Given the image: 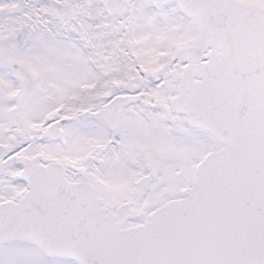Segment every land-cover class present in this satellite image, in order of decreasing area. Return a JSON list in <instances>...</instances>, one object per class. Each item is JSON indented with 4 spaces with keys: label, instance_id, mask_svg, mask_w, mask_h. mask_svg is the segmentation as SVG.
I'll return each mask as SVG.
<instances>
[{
    "label": "snow or ice",
    "instance_id": "6c2138e0",
    "mask_svg": "<svg viewBox=\"0 0 264 264\" xmlns=\"http://www.w3.org/2000/svg\"><path fill=\"white\" fill-rule=\"evenodd\" d=\"M0 264H264V0H0Z\"/></svg>",
    "mask_w": 264,
    "mask_h": 264
}]
</instances>
